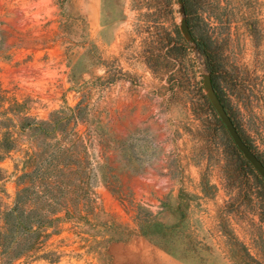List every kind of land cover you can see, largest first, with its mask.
Returning a JSON list of instances; mask_svg holds the SVG:
<instances>
[{"label": "rangeland", "instance_id": "374dc122", "mask_svg": "<svg viewBox=\"0 0 264 264\" xmlns=\"http://www.w3.org/2000/svg\"><path fill=\"white\" fill-rule=\"evenodd\" d=\"M189 5L0 0V264H264V0Z\"/></svg>", "mask_w": 264, "mask_h": 264}, {"label": "water", "instance_id": "95a60500", "mask_svg": "<svg viewBox=\"0 0 264 264\" xmlns=\"http://www.w3.org/2000/svg\"><path fill=\"white\" fill-rule=\"evenodd\" d=\"M182 3V0H179ZM186 23V22H185ZM203 86L206 89V95L211 103L216 115L221 121L222 125L226 129L229 137L231 138L234 146L242 154L243 158L248 162V164L254 169V171L261 177L264 181V164L259 160V158L250 150V148L245 144V142L240 137L237 132L232 120L226 113L223 104L221 103L219 97L217 96L209 77H204Z\"/></svg>", "mask_w": 264, "mask_h": 264}, {"label": "trees", "instance_id": "16d2710c", "mask_svg": "<svg viewBox=\"0 0 264 264\" xmlns=\"http://www.w3.org/2000/svg\"><path fill=\"white\" fill-rule=\"evenodd\" d=\"M190 0H182V8L185 14V21H186V26L189 30L190 35L192 36V38L194 40H196L195 38V33H194V26H193V21H192V12H190ZM247 165L250 166L247 162ZM18 204H19V197L17 194V198L15 200V205L14 208L7 214L8 216H12L14 214H16V210L18 208ZM17 223L16 224H11L10 223V227L12 228H16Z\"/></svg>", "mask_w": 264, "mask_h": 264}, {"label": "flooded vegetation", "instance_id": "af4514ba", "mask_svg": "<svg viewBox=\"0 0 264 264\" xmlns=\"http://www.w3.org/2000/svg\"><path fill=\"white\" fill-rule=\"evenodd\" d=\"M225 109V108H224Z\"/></svg>", "mask_w": 264, "mask_h": 264}]
</instances>
